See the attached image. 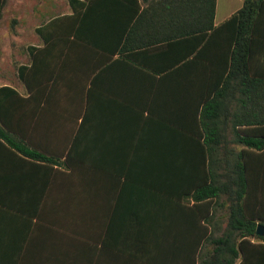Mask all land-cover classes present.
Masks as SVG:
<instances>
[{"label":"crops","instance_id":"1","mask_svg":"<svg viewBox=\"0 0 264 264\" xmlns=\"http://www.w3.org/2000/svg\"><path fill=\"white\" fill-rule=\"evenodd\" d=\"M9 2L12 36L25 32L32 42L24 47L38 49L32 57L0 46V87L18 94L0 97L12 126L0 127L8 137L0 136V264H169L163 257L210 249L207 235L223 230L225 203L207 210L199 205L207 198L195 195L212 181L264 217V177L255 172L264 146L245 144L264 129L240 122L236 81L210 101L213 69L204 64L69 48L70 36L59 32L43 48L35 27L70 13L68 0ZM240 6L215 0L213 24ZM19 65L35 72L29 91Z\"/></svg>","mask_w":264,"mask_h":264},{"label":"trees","instance_id":"2","mask_svg":"<svg viewBox=\"0 0 264 264\" xmlns=\"http://www.w3.org/2000/svg\"><path fill=\"white\" fill-rule=\"evenodd\" d=\"M68 4L70 13L35 27L43 48L49 47L51 36L59 32L57 36H70V43L66 44L69 48L97 49L119 55L127 52L129 57L152 55L166 65L204 64L213 69L210 101L217 100L221 90L236 81L245 108V118L240 122L264 129V0H241V6L217 25L213 24L215 0H68ZM46 27L51 29L48 35ZM25 49L33 57L38 47L27 45ZM32 70L27 65L16 68L18 79L28 91L34 81ZM5 95L18 96L7 85L0 87V97ZM0 127L12 128L1 109ZM0 136L8 139L2 132ZM261 136L246 138V146L262 148V130ZM21 151L34 159L49 160L32 150L21 148ZM255 164L258 167L254 171L264 177V163ZM243 171L247 178L251 171L247 163ZM229 186L212 181L207 184L206 192L202 193L201 189L195 195L196 202L207 198L199 204L207 210L210 207L215 210L225 203L223 230L220 234L211 231L207 235L211 248L197 247L190 253L186 249L163 260L169 264L172 260L178 264H264V234H255L257 224L264 227V217L255 215L249 200L237 199L235 190L231 194ZM219 193H226L225 201L217 199ZM164 262L150 259V264Z\"/></svg>","mask_w":264,"mask_h":264},{"label":"rangeland","instance_id":"3","mask_svg":"<svg viewBox=\"0 0 264 264\" xmlns=\"http://www.w3.org/2000/svg\"><path fill=\"white\" fill-rule=\"evenodd\" d=\"M5 9L6 10L0 21V46L11 50L12 54L18 53L19 51L24 52V46L32 41L28 38V35L25 32L21 34V39L14 38L12 36L16 23L14 22L15 20L11 15L12 4L9 2V0H6ZM12 73V70H8L6 75L8 76ZM221 221H225L224 214Z\"/></svg>","mask_w":264,"mask_h":264},{"label":"water","instance_id":"4","mask_svg":"<svg viewBox=\"0 0 264 264\" xmlns=\"http://www.w3.org/2000/svg\"><path fill=\"white\" fill-rule=\"evenodd\" d=\"M255 234L256 235H263L264 234V227L261 224L256 225Z\"/></svg>","mask_w":264,"mask_h":264}]
</instances>
